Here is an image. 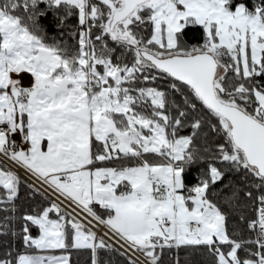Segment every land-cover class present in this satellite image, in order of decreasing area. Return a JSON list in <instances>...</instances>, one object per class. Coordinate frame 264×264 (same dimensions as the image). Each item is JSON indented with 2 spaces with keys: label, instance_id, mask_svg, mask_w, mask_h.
Here are the masks:
<instances>
[{
  "label": "snow or ice",
  "instance_id": "6c2138e0",
  "mask_svg": "<svg viewBox=\"0 0 264 264\" xmlns=\"http://www.w3.org/2000/svg\"><path fill=\"white\" fill-rule=\"evenodd\" d=\"M0 157V264H264V0H0Z\"/></svg>",
  "mask_w": 264,
  "mask_h": 264
},
{
  "label": "trees",
  "instance_id": "16d2710c",
  "mask_svg": "<svg viewBox=\"0 0 264 264\" xmlns=\"http://www.w3.org/2000/svg\"><path fill=\"white\" fill-rule=\"evenodd\" d=\"M190 42L196 43L198 41H194L193 40V41H190ZM21 196H22V200L20 201V203H21L22 207L23 208H28L31 205L32 202L24 195L23 192L21 193ZM3 215H4V213L2 211H0V216H3ZM2 239H3V237L0 236V240H2ZM101 255H102L103 259H108L109 258V255L107 253H102ZM180 257H181V260H183V258H184V253L183 252L180 253ZM114 258H119V259L122 260V258H120V257H114ZM89 259H90V257H89V255L87 253H85V254H83V255H81L79 257H76L75 255L73 256V260H78L79 264H89ZM196 259H200V257L197 256Z\"/></svg>",
  "mask_w": 264,
  "mask_h": 264
},
{
  "label": "built area",
  "instance_id": "2783aa9c",
  "mask_svg": "<svg viewBox=\"0 0 264 264\" xmlns=\"http://www.w3.org/2000/svg\"><path fill=\"white\" fill-rule=\"evenodd\" d=\"M0 159H2V157H0Z\"/></svg>",
  "mask_w": 264,
  "mask_h": 264
},
{
  "label": "rangeland",
  "instance_id": "374dc122",
  "mask_svg": "<svg viewBox=\"0 0 264 264\" xmlns=\"http://www.w3.org/2000/svg\"><path fill=\"white\" fill-rule=\"evenodd\" d=\"M27 81H25V83H26Z\"/></svg>",
  "mask_w": 264,
  "mask_h": 264
}]
</instances>
